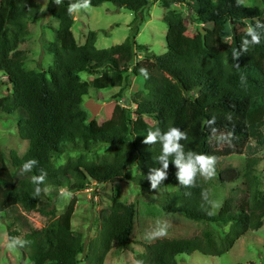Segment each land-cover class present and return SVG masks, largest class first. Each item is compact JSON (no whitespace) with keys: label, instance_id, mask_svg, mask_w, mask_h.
Returning <instances> with one entry per match:
<instances>
[{"label":"trees","instance_id":"16d2710c","mask_svg":"<svg viewBox=\"0 0 264 264\" xmlns=\"http://www.w3.org/2000/svg\"><path fill=\"white\" fill-rule=\"evenodd\" d=\"M103 1L132 10L136 22L139 12L157 1L165 8V50L157 54L148 51L145 44L135 42V31L120 42L97 47L96 30L88 29L83 42L78 43L71 30L74 18L68 6L82 5L84 0H61L58 5L46 0V10L57 18L54 37L45 45L51 60L46 68H27L24 52L17 44L27 35L26 21L36 16L40 3L0 0V73L8 85L0 96V110L15 116L18 136L27 140L22 154L9 150L8 160L20 171L24 162L38 161L31 172L15 179L0 150V212H11L20 205L51 216L44 225L31 227L18 237L28 241L21 247L27 256L21 264H78L83 250L84 264H102L110 246L130 248L135 214L132 202H122L111 195L109 204L101 209L96 235L84 249L82 233L72 230L70 223L76 197L70 196L54 216L53 198L44 194L43 186L85 188L89 180L101 183L126 175V168L134 163L138 169L133 176L136 183L151 188L147 176L150 169L162 167L156 160L162 146L147 145L143 140L149 129L166 132L171 127L186 132L187 140L181 141L185 152L217 158V183L241 177L242 186H232L213 212L206 180L198 175L195 186H181L173 157H169L168 177L160 186L171 183L175 188L166 193L160 207L223 229L215 232L207 225L190 236L143 242L136 260L145 264H177L178 254L193 250L221 254L244 232L258 228L264 218V179L255 171V153L264 146V29H257L259 44L250 45L247 52L241 48L246 33L241 27H255L256 20L264 22V9L238 4L237 0H91L90 5ZM172 3L183 5V9L171 6ZM199 23L208 29V35L195 44L186 30L187 25L196 27ZM227 32L230 41L221 47ZM247 39L250 41L251 37ZM180 48L194 51L181 53ZM134 49L142 54L137 59ZM237 49L241 55L235 60L232 54ZM141 68L147 69V79L141 75ZM80 72L90 78H81ZM131 75L140 76L142 83L127 93ZM89 86H117L116 95L124 101L112 106L106 126L98 130L89 128L86 112L79 105ZM229 115L231 120L227 119ZM212 117L216 118L217 135L232 132L230 144L210 139L207 121ZM98 148L105 152L91 158L85 156V152L94 155ZM69 151L76 154L53 164V157ZM230 154L243 155L241 172L222 161ZM41 170L46 177L39 185L41 194L36 197L33 193L37 185L32 176ZM12 222L11 219L8 226ZM13 231L7 229L9 238Z\"/></svg>","mask_w":264,"mask_h":264},{"label":"rangeland","instance_id":"374dc122","mask_svg":"<svg viewBox=\"0 0 264 264\" xmlns=\"http://www.w3.org/2000/svg\"><path fill=\"white\" fill-rule=\"evenodd\" d=\"M40 3V9L36 16L27 19L28 33L17 46L24 52V66L27 68H46L50 63L51 56L46 51L45 45L54 37V28L57 26V18L52 17L45 8L46 0H34ZM245 5H257L264 9V0H242ZM171 6L183 9V5L172 3ZM165 8L157 1L148 4L139 12L138 22L133 21L134 12L124 7L115 6L109 1H103L98 5L87 9H81L73 13L71 30L76 42L84 40L88 29L96 30L94 44L97 47L108 46L120 42L131 31H135V42L145 44L148 51L161 53L165 50L164 34L165 21L162 19ZM186 33L191 42L200 44L203 36L208 35V29L199 23L196 27L187 25ZM247 26H242L245 32ZM227 34L223 37L220 46L229 43ZM181 53L193 52V49L180 48ZM139 49H134L135 59L141 56ZM80 77L89 79L90 75L80 72ZM142 83L138 75H131L125 92L135 90ZM8 85L6 77L0 73V96L6 92ZM117 86L97 88L89 86L87 92L82 95L80 106L86 112V122L91 130H98L106 126L112 106L115 103L124 102L116 95ZM133 106V103H129ZM27 148V140L18 136L16 131V118L13 114H6L0 110V150L6 157V163L17 179L21 174L20 168L11 165L8 156L9 150L14 149L22 154ZM105 149L98 148L94 155L85 152L88 158L100 155ZM76 153L69 151L52 158L54 165L65 161L67 156ZM257 161L255 171L261 179H264V146L255 153ZM224 164H231L240 172L243 169L244 157L242 154H230L222 158ZM134 163L126 168V175L116 176L105 182L97 183L89 180L85 188L68 190L67 185L55 186L45 184L44 194L53 198L54 216L58 214L70 197L60 196L62 190L72 193L76 197L73 213L70 219L71 229L80 231L83 235L84 249L96 235L100 224L101 209L110 202V196L114 195L122 202H132L135 207L133 227L130 232L132 239L130 248L118 249L115 245L105 253L102 264H137L136 254L143 250V242H151L145 239L147 231L155 228L157 221L168 223L167 234L164 237H185L198 233L207 225L215 232L223 227L215 224H207L203 221L192 220L177 211H167L160 207L168 191L175 188L174 184L168 183L153 190L140 186L133 177L137 172ZM204 179V178H203ZM241 177L219 184L212 179H205L211 203V210L215 212L223 198L230 193L232 186H242ZM238 191V189H236ZM235 191V192H236ZM71 195V196H72ZM51 218L37 210H26L16 205L11 212H0V264H21L27 260L26 252L17 245L14 250H9L6 244L9 240L8 230L14 229L12 237H20L31 227H40ZM12 219V223L8 226ZM83 253H80L78 264H84ZM177 264H264V218L261 225L256 229L247 230L239 236L232 246L218 255L204 254L197 250L190 253H182L176 256ZM142 264H145L142 262Z\"/></svg>","mask_w":264,"mask_h":264},{"label":"clouds","instance_id":"9594fccd","mask_svg":"<svg viewBox=\"0 0 264 264\" xmlns=\"http://www.w3.org/2000/svg\"><path fill=\"white\" fill-rule=\"evenodd\" d=\"M55 4H60L61 0H54ZM242 0H237V3H241ZM91 0H84V3L81 4H70L68 6L69 14L80 11L81 9L87 10L90 7ZM247 23V21H246ZM257 29H264V22L260 20L255 21V27L252 24H248L247 30L245 33V38L241 42V48L243 51L247 52L250 45L259 44L261 41L260 33ZM247 37H251L249 41ZM233 59L237 60L241 51L239 49L233 51ZM239 67V64H237ZM140 73L146 79L148 78V71L146 68H141ZM243 79V77H242ZM227 119L231 120L229 115ZM216 123V118L207 121V127L210 129V139L215 138L219 143H231L232 132L224 133L220 132L217 135L218 129L214 127ZM187 134L184 131H181L180 128L171 127L166 132H162L159 128L155 130L149 129L147 135L145 136L143 143L147 145L160 143L161 155L156 158L161 164L162 167L158 169H150L147 179L151 181V189L156 190L159 188L160 184L163 183L168 177L169 169V157H173L171 161L174 163L177 168L176 178L181 186L184 187H193L196 183L197 176H201L204 179H212L216 175V162L217 158L213 155H208L205 153H197L195 151L185 152L182 140H187ZM38 164V161L35 159L28 160L23 163L21 166V175L27 172H31L33 167ZM46 173L41 170L39 175L32 176V182L37 185L34 189L33 195L38 197L41 194V188L39 187L45 180ZM72 193L62 190L60 196L67 198L70 197ZM168 223L166 221H157L155 228L150 231H147L145 234V239L151 241L157 238L164 237L167 234ZM28 241L21 240L18 237L9 238L6 247L11 251L19 247H24ZM137 264H142L141 261H137Z\"/></svg>","mask_w":264,"mask_h":264}]
</instances>
